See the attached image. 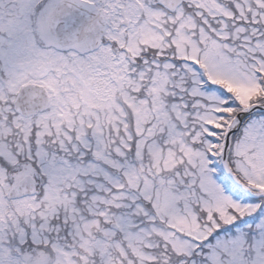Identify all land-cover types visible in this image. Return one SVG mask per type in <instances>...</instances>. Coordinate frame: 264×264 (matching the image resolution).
<instances>
[{
    "label": "snow or ice",
    "instance_id": "obj_1",
    "mask_svg": "<svg viewBox=\"0 0 264 264\" xmlns=\"http://www.w3.org/2000/svg\"><path fill=\"white\" fill-rule=\"evenodd\" d=\"M0 264H264V0H0Z\"/></svg>",
    "mask_w": 264,
    "mask_h": 264
}]
</instances>
